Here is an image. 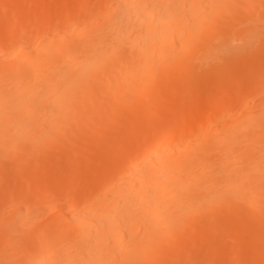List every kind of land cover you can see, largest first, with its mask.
<instances>
[{"label":"bare ground","instance_id":"1","mask_svg":"<svg viewBox=\"0 0 264 264\" xmlns=\"http://www.w3.org/2000/svg\"><path fill=\"white\" fill-rule=\"evenodd\" d=\"M25 1L0 0V264H264V61L228 73L264 0Z\"/></svg>","mask_w":264,"mask_h":264},{"label":"rangeland","instance_id":"2","mask_svg":"<svg viewBox=\"0 0 264 264\" xmlns=\"http://www.w3.org/2000/svg\"><path fill=\"white\" fill-rule=\"evenodd\" d=\"M18 1H20V3H21V2H23L24 0H22V1H21V0H18ZM38 1H40V2H41V1H42V2H43V1L46 2L45 0H33V1L30 0L29 2H26V1H25V2L28 3V4H31V5L34 4V5L32 6V8L35 9V8L37 7V9H38V7L41 5V4H40V5H37V4L40 3V2L37 3ZM53 1H57V0H50V1L48 0L47 3H50V2H51V5L54 4L55 6L60 4V2H54V3H53ZM5 2H6V1H5ZM31 2H32V3H31ZM56 3H57V4H56ZM21 4H22V3H21ZM28 4H27V5H28ZM6 5H7V7H8V5L10 6V5H11V4H10V1L6 2ZM31 5H29V9L33 11V9L30 8ZM5 8H6V7H3V8H2V12H3V10H5V12H7V9H5ZM29 20H30V19H27V21H29ZM31 20H33V18H32ZM38 20H39V19H38ZM33 21L36 22L37 20L34 19ZM254 52H255V51H254ZM254 54H255V55H254ZM254 54H253V55H250V56H247V58H246V57H241L240 59H241L242 62H241L240 64H242V65H240L239 63H236V64L230 66L229 69H228V67L225 68V71L228 69L229 76H230V78H232V80H233V78H235V80H236V76H237L238 73L241 74L242 69H240V68L245 67V68H243V69L245 70L246 67H248V65L245 66V64H247V63L250 64L248 69L251 70V68H252V63H253L254 61H256V60H263V61H264V58H263V57H264V47H262L261 49H257L256 52H255ZM258 54H259V56H258ZM256 57H257V58H256ZM261 57H262V58H261ZM252 60H253V61H252ZM239 61H240V60H239ZM236 66H239V70H238V67H236ZM250 66H251V67H250ZM236 69H237V71H235ZM230 70H231V72H230ZM233 70L235 71L234 73H233ZM246 70H247V69H246ZM246 70H245V72H246ZM225 71L223 70L222 74H224ZM239 71H240V72H239ZM263 71H264V69H263ZM242 72H243V71H242ZM245 72H244V73H245ZM249 72H250V71H249ZM225 73H226V72H225ZM228 73H226V75H227ZM232 73H233V74H232ZM248 74H249V73L247 72L246 74H241V75H248ZM226 75H224L223 78L226 77ZM263 75H264V72H263ZM229 76H227V77L229 78ZM234 76H235V77H234ZM228 78H224V79H228ZM210 80H214V81H211V82H210ZM232 80H231V82H232ZM204 81H206V82L208 81V82H207V83L205 82L206 84H204ZM204 81L202 80V82H203V84H204L205 86L201 84L202 87H200V90H199V92H198V95H199L200 93L203 95V94H204L205 92H207V91H208V93L211 94V88H210V87H211L212 85H213V87H214V86H215V83H217V82H216V76H214V77H212V78H208V79H206V80H204ZM261 81H263V80H261ZM233 82H234V81H233ZM235 82H237V81H235ZM211 83H212V85H211ZM209 85H210V86H209ZM203 86H204V88H205V90H204L205 92H204V93L201 92V90L204 89ZM207 86H209V87H207ZM213 87H212V89H213ZM207 88H208V90H206ZM205 94H207V93H205ZM205 94H204V95H205ZM210 94H208V96H210ZM212 94H213V93H212ZM212 94H211V95H212ZM204 95L202 96V98L204 97ZM186 96H187V95L182 96V97H184L185 99L182 98V97H181L182 99L180 98L181 101H182L183 103H185V104H184V108H186L185 105L188 106V104H189V100L191 99V98H190L191 95H188L187 97H186ZM199 96H201V95H199ZM259 96H260V95H259ZM210 97H211V96H210ZM260 97H261V96H260ZM262 97H264V92L262 93ZM189 98H190V99H189ZM199 98H200V97H199ZM207 98H208V97H206V99H207ZM204 99H205V98H204ZM181 101L179 100L180 103H181ZM184 101H185V102H184ZM181 104H182V103H181ZM182 108H183V106H182ZM187 108H188V107H187ZM180 109H181V108H180ZM177 110H179V109H177ZM181 110H182V109H181ZM184 110H185V109H184ZM179 111H180V110H179ZM171 113H172V112H170V114H171ZM154 118H157V117H154ZM154 118H153V119H154ZM154 120H157V119H154ZM115 130H116V129H115ZM111 131L113 132L114 130H111ZM111 131H110V132H111ZM112 132H111V133H112ZM119 132H120V131H119V128H118V130H116V131L113 132L112 134H114V135H115V134L118 135ZM121 132H122V130H121ZM57 144H59V143H56V146H58ZM59 146H60V145H59ZM81 171H82V170H81ZM83 171H84V172H83ZM83 171H82V174H83V173L85 174V173L88 172V170H83ZM82 174H80V176H81ZM86 175H87V174H86ZM88 176H89V174H88ZM83 177H84V175H83ZM91 177H92V176H91ZM83 179H85V178H83ZM55 200L57 201V204H59V206H61V205H63V204H66V201H65L64 199H54V201H55ZM61 207H62V206H61ZM61 207H60V209H63V207H62V208H61ZM212 238L215 239V237H212ZM214 239H212L211 241H213ZM227 241H229V240H227ZM225 242H226V241H225ZM225 242H224V244H223L224 249H225V246H226V247H229V245H230V244L226 245V243H229V242H226V243H225ZM211 244H212V242H211ZM211 244H208V246H207L206 242H205V243H201V244H200L201 247H200V248L198 247V248H199V251H196V254H194V253H195V252H194L192 255L187 256V257H188V258H187L188 260L185 259V258H186V255H183L184 257H182V256H177V255H175V254L172 256L171 260H173V259H179L178 262H176L177 260H176V261L173 260V261H174V264H180V261L182 262V264H191V263H192V264H193V263H194V264H196V263H197V264H203L202 262H205L204 264H206V263H208V264H215V262H216V264H218L219 260H220L221 262L224 260V262H222V263L219 262V264H225V262H226V264H227V263L229 264L230 261H231L230 264H233V262H232V260H233V256H232V255L234 254V252H233L232 249H228L229 251L231 250V251H230V254H231V255H229L230 257L227 256L228 253L225 255L224 252H223L222 254H224L225 256L220 255V256H222V258H221L219 255H216V257L218 256V258H217V259L215 258V259H216V260L219 259V260L216 261V260L213 259V260H212V263H211V259H212V257L214 256L213 254L215 253V249L212 247V245H213L214 243H213L212 245H211ZM209 245H211V246H209ZM204 246H206V247H211V250H210L211 252H210V251H206V250H209V248L205 250ZM214 247H216V246L214 245ZM229 248H233V247L230 246ZM202 249H203V251H202ZM213 249H214V250H213ZM197 250H198V249H197ZM204 250H205V253H204ZM212 250H213V251H212ZM228 250H227V251H228ZM224 251H226V250H224ZM243 251H244V250H243ZM206 252H207V254H206ZM208 252H209V253H208ZM213 252H214V253H213ZM231 252H232L233 254H232ZM244 252H248V250L245 249ZM244 252H242V250L239 251V253H241V256H243V259H242V257H241L243 263H244V264H248V261H250V260L253 261V259L250 258V256H246V257H245V255H246L247 253L245 254ZM200 253H201L202 258H201V257L199 258V256H198ZM203 253H204V254H203ZM225 253H226V252H225ZM249 253H251V252H249ZM202 254H203V255H202ZM209 255H213V256H209ZM237 255H238V253H237ZM247 255H251V254H247ZM15 256H16V257L12 258L9 262H13V261H15L14 264H24L23 258L25 259V257H26V254H25V253H23V252H22V253H18V254L15 255ZM17 256H18V257H17ZM176 256H177V257H176ZM197 256H198V258H197ZM204 256H205V257H204ZM226 256H227L228 258H227ZM234 256H236V253L234 254ZM19 257H20V260H19ZM173 257H176V258H173ZM207 257H208V258H207ZM209 257H210V262H208V261H209ZM214 257H215V256H214ZM214 257H213V258H214ZM223 257H226V258L228 259V261H225V259H224ZM231 257H232V259H231ZM237 257H240V254H239ZM237 257H235V258H237ZM244 257H245V258H244ZM180 258H181V259H180ZM183 258H184V259H183ZM190 258H191V261H190ZM196 258H197V259H196ZM206 258L208 259V261H207ZM220 258H221L222 260H221ZM235 258H234V259H235ZM246 258H247V260H246ZM199 259H200V260H199ZM202 259H203L204 261H203ZM237 259H238V261H236ZM237 259L235 260L236 263H235V261L233 260L235 264H238V263H239V264H243L242 261H241V259H240V260H239V258H237ZM12 260H13V261H12ZM192 260H195V262H193ZM22 261H23V262H22ZM185 261H186V262H185ZM188 261H190V262L188 263ZM206 261H207V262H206ZM240 261H241V262H240ZM9 262H8V264H11V263H9ZM199 262H200V263H199ZM6 263H7V262H6ZM251 263H253V262H251ZM12 264H13V263H12ZM169 264H170V263H169ZM171 264H173V262H171Z\"/></svg>","mask_w":264,"mask_h":264}]
</instances>
